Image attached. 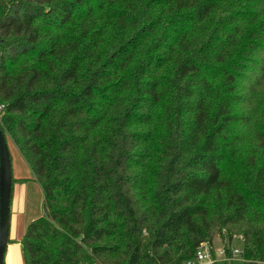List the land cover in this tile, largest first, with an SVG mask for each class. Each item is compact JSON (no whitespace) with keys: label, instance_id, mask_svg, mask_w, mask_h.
<instances>
[{"label":"trees","instance_id":"1","mask_svg":"<svg viewBox=\"0 0 264 264\" xmlns=\"http://www.w3.org/2000/svg\"><path fill=\"white\" fill-rule=\"evenodd\" d=\"M260 90L264 0H0V128L44 195L24 264H183L229 225L264 262V159L224 172Z\"/></svg>","mask_w":264,"mask_h":264},{"label":"rangeland","instance_id":"2","mask_svg":"<svg viewBox=\"0 0 264 264\" xmlns=\"http://www.w3.org/2000/svg\"><path fill=\"white\" fill-rule=\"evenodd\" d=\"M263 102L264 92L260 90L257 97L254 99L252 106L247 110V114L251 117V119L253 120L254 117L255 119L248 123H239L232 129V134L238 136V143L235 154L227 158V161L224 164V172L229 179H233L241 172L251 173V171L255 170L256 166L261 162V160L264 159L263 150L259 148L257 141V133H264V120L259 117L256 118V103L261 105ZM8 144L12 157L14 178H26L28 176L32 177L33 172L29 166L26 165L21 154L10 139L8 140ZM26 182V189L24 190V211H21L19 201V198L21 197L18 196L16 191L14 192L11 199L10 236H13L14 233H16L17 239H21L23 237L29 222L42 216L43 214L44 195L40 184L34 179L28 180ZM211 200H214L213 196L211 197ZM213 204V214L215 218L219 220L226 211L225 203L219 205L217 202H214ZM239 226L240 225H229L220 229V231H217L213 237V246L215 248L223 246V244L226 243L227 234L229 233L228 231L233 233L234 238L237 240V228ZM236 240L235 245L241 247V244ZM242 263V261H235L233 264ZM260 264H264V262Z\"/></svg>","mask_w":264,"mask_h":264},{"label":"water","instance_id":"3","mask_svg":"<svg viewBox=\"0 0 264 264\" xmlns=\"http://www.w3.org/2000/svg\"><path fill=\"white\" fill-rule=\"evenodd\" d=\"M13 170L8 141L0 128V264H5V253L10 235V206Z\"/></svg>","mask_w":264,"mask_h":264},{"label":"built area","instance_id":"4","mask_svg":"<svg viewBox=\"0 0 264 264\" xmlns=\"http://www.w3.org/2000/svg\"><path fill=\"white\" fill-rule=\"evenodd\" d=\"M4 104L0 103V116L4 109ZM242 236L238 235L237 240L226 241L223 246L215 248L213 243L203 242L198 247L193 259L183 264H233L235 261H244L243 249L235 245V240L240 242Z\"/></svg>","mask_w":264,"mask_h":264},{"label":"crops","instance_id":"5","mask_svg":"<svg viewBox=\"0 0 264 264\" xmlns=\"http://www.w3.org/2000/svg\"><path fill=\"white\" fill-rule=\"evenodd\" d=\"M31 179H35L33 173H32V177L28 176L26 178H15V182L13 185V191H12V197L15 191L18 193V196L21 197L19 198L21 211H24V206H25L24 205V199H25L24 190L26 189V183H27L26 181L31 180ZM10 229H11V226H10ZM9 239L10 240L8 242L6 253H5V264H24L23 254H22V245L20 242L21 239H17L16 233H14L13 236L9 235Z\"/></svg>","mask_w":264,"mask_h":264}]
</instances>
